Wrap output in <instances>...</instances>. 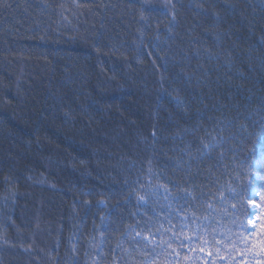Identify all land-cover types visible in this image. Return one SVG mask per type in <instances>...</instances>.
<instances>
[{
    "label": "trees",
    "instance_id": "16d2710c",
    "mask_svg": "<svg viewBox=\"0 0 264 264\" xmlns=\"http://www.w3.org/2000/svg\"><path fill=\"white\" fill-rule=\"evenodd\" d=\"M262 229L264 0H0V264H264Z\"/></svg>",
    "mask_w": 264,
    "mask_h": 264
},
{
    "label": "rangeland",
    "instance_id": "374dc122",
    "mask_svg": "<svg viewBox=\"0 0 264 264\" xmlns=\"http://www.w3.org/2000/svg\"><path fill=\"white\" fill-rule=\"evenodd\" d=\"M258 183H259V180L255 179L254 186H253L255 189H256ZM252 200L253 201L258 200V194L256 193V191H254L252 193ZM251 213H252V215L254 213L256 214L255 220L251 219L252 218V215H251L250 216V221H249V232H250V234H253L255 232V227H256V224L258 222V215H259V208L254 203L251 204Z\"/></svg>",
    "mask_w": 264,
    "mask_h": 264
},
{
    "label": "snow or ice",
    "instance_id": "6c2138e0",
    "mask_svg": "<svg viewBox=\"0 0 264 264\" xmlns=\"http://www.w3.org/2000/svg\"><path fill=\"white\" fill-rule=\"evenodd\" d=\"M206 147H207V146H206ZM186 194H187V196L192 197L193 200L195 199V197H194L192 191L188 190ZM250 215H252V213H249V216H250ZM177 216H181V213L177 212ZM169 224L171 225V227H172L173 229H175V228L177 227V224H174V223L172 222V220H169ZM178 224H179V227H180L181 229H186V228L188 227V224H187V216H181V219H180V221L178 222ZM262 231H264V229H262ZM261 250L264 251V245H262ZM212 255H213L212 253H209V257H210V258H211ZM209 264H211V261L209 262Z\"/></svg>",
    "mask_w": 264,
    "mask_h": 264
},
{
    "label": "bare ground",
    "instance_id": "6f19581e",
    "mask_svg": "<svg viewBox=\"0 0 264 264\" xmlns=\"http://www.w3.org/2000/svg\"><path fill=\"white\" fill-rule=\"evenodd\" d=\"M255 218H256V214L254 213L253 215H252V220H255ZM254 222V221H253ZM256 223V222H255Z\"/></svg>",
    "mask_w": 264,
    "mask_h": 264
}]
</instances>
